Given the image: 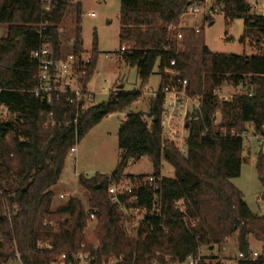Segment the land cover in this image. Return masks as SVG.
Masks as SVG:
<instances>
[{"label":"trees","instance_id":"obj_1","mask_svg":"<svg viewBox=\"0 0 264 264\" xmlns=\"http://www.w3.org/2000/svg\"><path fill=\"white\" fill-rule=\"evenodd\" d=\"M196 1L120 0L118 58L136 68L141 87L131 92L122 88L110 91L105 102L88 106L75 124L74 110L64 100L50 106L31 92L37 85V64L31 52L40 45V27L48 36L54 58L82 50L79 1L51 0L45 11L40 0H0V23L6 25V34L0 39V105L10 113L0 120V264L11 259L19 264H52L60 254L70 257L80 249L93 248L99 257L123 254L128 260L160 251L183 259L200 246L210 251L218 247L223 252L231 237L236 239L237 251L245 255L237 264H264L263 258L253 261L248 256V236L264 244V215L251 211L231 181L239 176L247 149L239 138L201 134L204 127L217 133L223 126L241 130L247 123L257 129L264 124V15L252 12L248 0H215L226 18L243 20L241 42H253L256 52H212L201 29L196 33L193 28H178L184 11ZM67 16L73 26L66 29ZM89 55L91 62L79 79L84 89L99 55L95 33ZM172 60L188 80L189 91L203 94L201 116L189 124L185 154L161 135L160 90L163 70ZM154 68L160 75L158 91L149 97L147 112H128L121 121L117 132L120 155L111 172L141 178L146 174L124 171L130 162L147 158L151 173L160 179L164 219L141 238L123 229L120 211L108 198V174L77 176L78 184L87 191L86 202L70 196L54 204L52 187L70 148L104 117L138 101ZM222 86L240 87V94L221 103L212 91ZM216 110L221 116L218 125L212 121ZM51 111L64 123L51 127L47 123ZM163 163L171 167L172 176L162 175ZM255 169L264 187V154L260 152H256ZM87 207L95 210L92 222L87 220ZM183 219L194 220L196 226L189 229ZM201 264L221 262L210 255Z\"/></svg>","mask_w":264,"mask_h":264},{"label":"built area","instance_id":"obj_2","mask_svg":"<svg viewBox=\"0 0 264 264\" xmlns=\"http://www.w3.org/2000/svg\"><path fill=\"white\" fill-rule=\"evenodd\" d=\"M40 1L44 10L47 11L51 0ZM214 2L215 0H198L191 4L184 11L178 28H193L196 33H199L201 29L199 25L219 13ZM257 7L258 3L256 2L250 4L252 12ZM88 15L95 16L93 12ZM58 32L62 33L63 28H58ZM39 38L40 45L31 52V58L37 64V85L31 92L50 106L56 101L64 100L73 108L72 121L76 124L77 118L86 111L87 107L96 104L95 94L88 91L87 88L84 89L79 80L85 75L91 62L89 52L82 49L78 53H70L64 58H54L52 45L42 27L39 30ZM181 38V33H178L177 40ZM222 40L228 41L226 36ZM124 49L125 46H122L121 50ZM174 66L175 62L172 60L170 66L163 70L165 80L160 90L162 96L161 135L166 143H173L179 151L185 154L189 124L201 116L203 94L190 92L188 80L183 78ZM230 89L228 86L217 87L213 89L212 94L221 103L231 102L235 95L240 94V87H237L238 90L236 89L234 92H230ZM231 90L233 91V89ZM9 117L8 108L0 105V120ZM220 119V112L216 110L212 118L213 124L218 125ZM47 123L54 127L64 122L54 118V113L51 111L47 116ZM201 134L239 138L246 149H250L254 145L257 147V152L264 154V124L260 129H257L252 123H247L241 130L223 126L217 133L204 127ZM76 151L75 144L70 148L69 153H76ZM107 193L109 201L120 211V222L123 229L131 236L143 238L164 219L159 195L160 179L152 173L135 179L118 177L109 173ZM65 196L64 194L59 195L60 198ZM86 215L89 222L95 220L94 209L87 207ZM183 220L189 229L196 226L194 220ZM195 239H199L198 235H195ZM94 250V248L93 250L80 249L70 257L60 254L52 264H201L207 256H210L208 253L210 250L204 246H200L196 253H190L183 259L156 251L140 257L134 256L127 260L123 254L99 257ZM248 256L253 261L260 257L264 259V244L260 249H251ZM243 258L245 255L238 252L232 258H219V260L221 264H237Z\"/></svg>","mask_w":264,"mask_h":264},{"label":"rangeland","instance_id":"obj_3","mask_svg":"<svg viewBox=\"0 0 264 264\" xmlns=\"http://www.w3.org/2000/svg\"><path fill=\"white\" fill-rule=\"evenodd\" d=\"M76 1V0H75ZM81 7L80 30L82 49L90 53L93 34H96L97 49L99 55L96 60V68L86 88L95 94V103L107 100L108 92L122 86L124 91H137L141 87L136 68L129 67L118 58L119 51V3L120 0H78ZM250 4L256 2L258 7L255 14L264 15V0H248ZM93 12L94 17L88 13ZM64 28L73 26V20L67 16L63 24ZM204 42L212 52L228 54L252 55L256 52V46L251 41L241 42L243 34V20H230L222 13H217L212 23H201ZM6 34V25L0 23V39ZM226 36L228 41L222 40ZM160 75L154 68L141 98L131 104L122 112H115L104 117L98 124L90 128L77 142L76 153H68L63 171L56 185L52 187L54 192V204H59L70 196L78 197L86 202L87 191L77 182V176L83 174L91 177L96 173H111L117 166L120 149L117 142V132L123 117L128 112H147L148 99L158 91ZM229 88V87H228ZM238 90V89H237ZM230 92H234L230 89ZM257 147L252 146L245 152L246 161L242 162L240 174L233 178L232 183L242 192L243 198L252 212L264 215V187L260 184L256 169ZM152 172L151 164L147 158H142L134 163H129L125 169L128 174L147 175ZM161 173L164 176H172L171 167L163 163ZM66 195L60 198L59 195ZM253 248L263 243L254 241L253 236H248ZM235 238L227 240L223 252L215 247L208 252L219 258H232L237 253ZM207 253V252H206ZM4 264H19L11 259Z\"/></svg>","mask_w":264,"mask_h":264},{"label":"crops","instance_id":"obj_4","mask_svg":"<svg viewBox=\"0 0 264 264\" xmlns=\"http://www.w3.org/2000/svg\"><path fill=\"white\" fill-rule=\"evenodd\" d=\"M119 88L121 89L122 88V86L120 85L119 86ZM155 93H153V95H154ZM143 113H145V112H143ZM125 119V116L123 117V120ZM76 150H77V146H76ZM172 170V169H171ZM124 173H125V171H124ZM107 174H109V173H107ZM127 174V173H126ZM253 239H254V237H253ZM236 240V239H235ZM254 241H256V242H258V243H260L261 244V242H259V241H257L256 239H254ZM236 242V241H235ZM248 242H249V246H250V248L251 249H258V247H255V248H253V246L251 245V242L248 240ZM263 246V244L261 245V246H259V248H261ZM235 247H236V243H235ZM237 248V247H236ZM223 249H226L225 247L223 248ZM237 253H238V251H237ZM236 253V254H237ZM222 258V257H221ZM224 258V257H223Z\"/></svg>","mask_w":264,"mask_h":264},{"label":"water","instance_id":"obj_5","mask_svg":"<svg viewBox=\"0 0 264 264\" xmlns=\"http://www.w3.org/2000/svg\"><path fill=\"white\" fill-rule=\"evenodd\" d=\"M212 22H210V24H211ZM245 161V158H243V162Z\"/></svg>","mask_w":264,"mask_h":264}]
</instances>
